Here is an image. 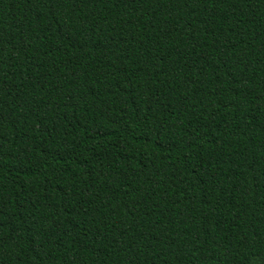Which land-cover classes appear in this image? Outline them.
Instances as JSON below:
<instances>
[{
  "label": "trees",
  "instance_id": "trees-1",
  "mask_svg": "<svg viewBox=\"0 0 264 264\" xmlns=\"http://www.w3.org/2000/svg\"><path fill=\"white\" fill-rule=\"evenodd\" d=\"M0 264H264V0H0Z\"/></svg>",
  "mask_w": 264,
  "mask_h": 264
}]
</instances>
